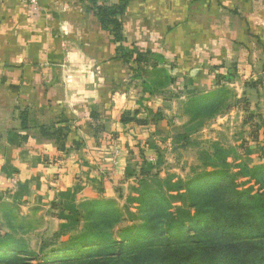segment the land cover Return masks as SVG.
I'll use <instances>...</instances> for the list:
<instances>
[{
  "label": "crops",
  "instance_id": "obj_1",
  "mask_svg": "<svg viewBox=\"0 0 264 264\" xmlns=\"http://www.w3.org/2000/svg\"><path fill=\"white\" fill-rule=\"evenodd\" d=\"M118 18L122 45L158 54L146 68L165 69L172 83L144 92L142 82L154 76L131 74L89 0H40L37 9L0 0V192L16 196L0 197L1 209L44 210L76 187L83 201L112 199L126 177L124 163L137 160L128 150L144 138L136 133L146 131L156 146L153 131L172 113L169 100L264 88V0H126ZM134 111L144 125L120 123ZM155 117L161 121L152 124ZM53 123L70 128L62 151L39 130ZM19 219L12 216L14 224Z\"/></svg>",
  "mask_w": 264,
  "mask_h": 264
},
{
  "label": "rangeland",
  "instance_id": "obj_2",
  "mask_svg": "<svg viewBox=\"0 0 264 264\" xmlns=\"http://www.w3.org/2000/svg\"><path fill=\"white\" fill-rule=\"evenodd\" d=\"M162 78L153 79L155 84L151 83L159 89L165 88L166 83ZM248 90L249 92L237 97L234 93L236 89L233 93L229 89L228 91L225 88L220 89L218 94L221 95L216 100L217 106L214 108L211 105L200 108V103L186 105V102L169 100L172 113L167 112L168 118L162 122L159 129H156L158 132L153 131L156 146H150V140L146 142L151 138L146 131L135 132L144 138L133 139V141L136 139L138 146L130 145L128 150L137 152V160L135 161L134 157V161L124 163L127 165L124 172L126 177L121 181L120 192L114 191L113 195H108L112 199L107 200H113L114 206L121 212L122 221L113 222L111 228L104 231L107 238L122 242L126 252H131L145 242L154 244L180 242L184 245L188 241H196L194 231L198 224L197 220H192L195 209L189 206L192 197L186 187L188 185L190 194L198 198V194L207 186H215L225 177L204 176L217 169H226L229 178L234 174L238 190H252L251 194L264 192V185L261 181H256L258 176L264 174V88L260 86ZM139 102L147 103L146 99H139ZM225 106H232V109L236 110L228 117H219L212 113L214 109L221 111ZM160 121L155 117L151 123L157 124ZM166 121L172 124L167 125ZM221 160H225L227 168L223 167ZM248 163L253 168L256 167L253 174L257 177L252 173L250 175L241 173L243 172L240 171L241 166ZM98 166L101 168L98 172L104 171L102 164L98 163ZM259 166L263 168H258ZM142 168L148 175L140 174ZM200 176L205 178L201 179ZM14 181L15 179L9 181L11 187L7 190L10 193L17 189V182ZM225 181L227 184L230 179L225 177ZM75 190L79 189L76 187ZM149 190L154 194L146 192ZM77 191L66 192L55 200H48L43 205L44 210L16 211L9 205L0 208V238L8 235L13 239V242L0 239V248L8 246V243L14 246L15 251L12 255L16 257L13 258L12 264L20 262L18 258L26 259L28 264H42L49 262L53 257L61 259L81 253L78 247L70 246L84 238L83 233L87 232L85 225L88 221L83 214L91 208L80 207L86 200L83 201L82 197L77 198ZM140 192L143 194L141 197ZM2 195L4 194L0 192V197H16ZM69 197L72 199L69 200ZM101 202L102 200L95 201V206ZM178 207L189 212V217L184 215L179 217L178 221L183 226L181 231L169 232V224L173 221L172 218L177 216ZM14 215L21 217L18 224H14L12 220ZM107 216L111 219L115 217L111 210ZM74 220L76 227L71 229L70 225L75 223ZM65 223H69V227L62 231V225ZM99 246L100 249H104L103 253H117L120 248L111 245L109 241ZM0 252V258L11 255L3 253L1 249ZM6 263L7 261L0 262Z\"/></svg>",
  "mask_w": 264,
  "mask_h": 264
},
{
  "label": "trees",
  "instance_id": "obj_3",
  "mask_svg": "<svg viewBox=\"0 0 264 264\" xmlns=\"http://www.w3.org/2000/svg\"><path fill=\"white\" fill-rule=\"evenodd\" d=\"M89 1L100 25L110 31L115 43V51L121 60L127 64L132 75L137 77L141 73H148L155 77L154 80L163 77L162 79L165 80L166 84L173 82L168 72L163 68L152 72L147 70V66L156 65L161 60L158 54L149 50H140L136 46L127 47L122 45L125 37L118 16L123 14L126 0H118L117 3L112 5L104 4L102 0ZM154 80L152 83H154ZM152 83L142 82L143 91L150 94L152 88L159 89L154 85L155 83ZM220 95L218 92L210 94L206 98L193 95L189 97L186 105L200 103V108H206L210 105L214 108L217 106L216 100ZM227 107L229 106H225L221 111H224ZM221 111L214 109L212 113L217 115ZM132 122L144 125L147 120L144 116L140 117L136 111L121 115V124L127 125ZM22 125H26L24 118L22 119ZM69 129L68 125H56L54 123L39 127L41 135L45 138L54 139L60 151L65 149ZM24 139L25 137H23ZM221 164L227 168L225 160H221ZM258 168L263 167L259 166ZM255 170L256 167L253 168L249 163L240 168V171H243L241 173L245 175L252 173L254 177H257L256 174H253ZM140 174L148 175L144 168L141 169ZM204 176H220L221 178L225 176L230 179V182L226 184L224 177L221 183L215 186H207L201 191V194H198V198H194L190 194L187 185L188 193L192 197L189 206L195 209L192 220H197L196 224H198L194 231L196 241H188L184 245L180 242L167 244L145 242L141 246L132 249L131 252H126V249L122 247V242L112 241L111 238H107L104 232L106 229L111 228L113 222L122 221L121 212L114 206V201L104 200L96 206L95 201H85L80 204V207L83 209L90 207L92 209L83 214L88 221L85 225L87 232L83 233L84 238L72 243L70 246L78 247L81 253L74 257L61 259L53 257L50 258L52 260L49 262L42 264H264V192L251 194L250 191L252 190H238L234 182V174L229 178L226 169H217ZM204 176H200V178H205ZM256 181H261L264 185V174L258 176ZM146 192L154 194L152 190ZM142 195V192H140V197ZM111 206L114 209L110 208ZM108 209L111 212L113 211L114 218L111 219L107 216L110 211ZM176 211L179 215L177 214L172 218L173 221L169 224V232L171 230L181 231L183 226L178 221L179 217L183 215L189 217V212L182 210L180 207L176 208ZM74 222L70 225L71 229L76 227V220ZM68 224L62 225V231L69 227ZM0 239L13 242V239L8 235H3ZM106 241L111 242V245L120 246L119 252L103 253L104 249H100L99 245ZM8 244V246L0 249L4 251L3 253L11 255L0 258L2 259L0 262L7 261L6 264H12L13 258L16 257L12 255L15 248L10 243ZM68 247L66 246V248ZM18 259L20 262L17 264H28L26 259Z\"/></svg>",
  "mask_w": 264,
  "mask_h": 264
},
{
  "label": "built area",
  "instance_id": "obj_4",
  "mask_svg": "<svg viewBox=\"0 0 264 264\" xmlns=\"http://www.w3.org/2000/svg\"><path fill=\"white\" fill-rule=\"evenodd\" d=\"M30 8L37 9L40 4V0H26Z\"/></svg>",
  "mask_w": 264,
  "mask_h": 264
}]
</instances>
